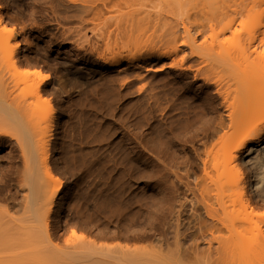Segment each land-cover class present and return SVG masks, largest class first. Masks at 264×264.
<instances>
[{
    "label": "rangeland",
    "instance_id": "374dc122",
    "mask_svg": "<svg viewBox=\"0 0 264 264\" xmlns=\"http://www.w3.org/2000/svg\"><path fill=\"white\" fill-rule=\"evenodd\" d=\"M187 1L0 0V17L6 26L3 30L0 27V64L4 67L6 65L4 62L5 57L3 58L5 56L3 54L5 44H8V50L9 46L11 49L14 47L12 49L14 54L12 55L13 61H15L14 64H16V67L14 66L15 72L8 68L9 73L6 76L10 77V80L6 81H12L13 83H8L7 86L10 84L14 88L17 83L18 86L16 87L19 89L15 88L17 91L14 89L15 94L20 92L19 95L22 93L21 96H25L24 99L19 96L20 99H17V102H20V104H26L29 101L33 103V106L30 103L31 106L27 105L34 108V118L29 119L32 117L29 110H26L30 115L28 118H25L26 115L23 116V108L21 114L19 113L23 127L34 126L38 129H36L37 131L44 132V135L50 130L49 135H45H48L46 138L49 137V140H46V143H48L46 148L48 149H45L47 152L49 151L47 153L48 163H50L48 167H50L51 176H54L52 180L55 179L60 183L58 185L60 191L53 198L52 208L50 207V216H52L50 217V221L52 220L50 222L51 231H49L51 233L50 239H47L43 233L41 222L33 221L35 218L32 220L34 223H31V217L28 221L25 216L19 218L23 213L19 216L14 213L18 216L16 217L18 219L13 216L14 219L17 221L20 219V223L15 222L11 217L13 209L11 213L6 212L13 223L4 218L5 223L2 220L4 215L1 214V220L5 224L0 223V264H82L80 260L79 263L76 260L80 254H83L81 252L76 258L63 255V260L60 258L59 261L61 262H58V259L55 258V250L49 249L47 252L35 250L38 243L41 242L42 244L43 237L46 239L43 242H49L51 246L53 243V246L60 245L65 248L61 247L64 252L71 245L75 247L76 244L79 245L80 243L83 246L82 243L88 244L89 242L94 243V246L96 244L95 248L90 243L88 244L94 250L99 248L98 250L111 253L112 257L118 255L119 252L117 251L119 249L126 248L130 252L126 254L130 256L132 252L137 255L140 254L138 256L142 257L146 264H149L148 260L156 264H234L237 262L238 258L236 257H238V254L235 248L238 249L239 242L225 240L215 242L212 240L209 232L206 228L201 227L202 224L199 222L201 217L205 218L202 210L199 212L201 216L198 213L194 214L191 195L184 186L177 184L176 176H181L183 179L188 177L191 182L195 181L193 172L198 165L201 166L195 155L202 150L206 151V144H208L207 148L209 149L214 138L210 139L211 130L209 131V129L216 126V123L213 125L215 121L209 119L208 114H206L207 117H203L204 119H195L192 114L198 111L202 101H210L211 98L213 99H211L212 105L216 110L213 116L222 115V112L225 113L218 96L215 95V86L211 84L214 80L206 82V80L203 81V78L195 74L201 58L207 56H203L201 53L205 51V54L210 52L214 54L220 48L214 49V52L206 51L202 47H205L210 39L207 38L208 41L202 46L204 36L202 35V37L195 30H191L190 33H193V37L197 39L195 43L188 44L191 38L188 40V37L185 36L181 24L186 15L185 11L190 9L188 6L191 2L187 3ZM85 5L98 8L100 14L94 17L89 14L82 16L83 19L80 18V9ZM191 11L193 12V10ZM191 11H188L189 14ZM122 15L128 16L127 19L124 18L125 20L122 18L124 22L133 21L135 18L128 19L130 18L129 15H132V18L134 16L143 18L140 20L144 22L147 17L146 22H153L152 25H156V28L157 26L161 27L163 31L174 28L177 30L174 35L175 39H173V35L162 37L159 34L160 39L156 37L160 33L159 31L156 34L154 32L152 35L148 31L150 34L146 32L147 34L140 35L142 36L140 38H138L139 36L135 37L138 39L128 45L126 44L128 38H122L124 41L127 40L126 45L123 44L121 39L116 41L118 45L115 46L116 43L113 42L115 39L110 38L114 44L113 47L109 44L111 48H107V37H105L107 34L105 33H108L107 31L113 33L115 23H119L116 19L117 17L121 19ZM114 16L116 22L111 20ZM190 21H193L191 17ZM222 36L224 34L219 36L217 41L221 42ZM225 36H229V33H225ZM170 38L174 41L171 40L170 42ZM186 41L189 42L185 44ZM219 42H216L218 46H220ZM200 44L202 47H200ZM207 47L210 46L207 45ZM198 54L201 58L197 57ZM101 57L106 61L115 57H123V59L129 60L125 63L130 65L126 66L127 64L123 63L122 68L120 66L121 69L119 67L110 69ZM130 62H132V65ZM194 63L195 65L198 64L197 67L195 66L196 69ZM217 63L216 65L219 67L214 70L216 77H221V79L227 81V75L233 73V70L231 71L228 67V64L232 63L221 62L220 60ZM225 63L227 69L224 67L226 66ZM134 64H137L139 68ZM123 66L128 67L125 71H129L124 73ZM232 66L231 68H233ZM8 67L10 66L8 65ZM147 68L150 69L146 71ZM3 69L0 68V71L3 72ZM4 70L3 73L5 74L7 69ZM32 70L38 71L40 75L30 73ZM227 70L231 72H227ZM122 73L126 75V78ZM116 74H120V76H116ZM2 75L0 74V81L1 79L5 80ZM44 75L46 78L41 77ZM251 76H249L250 78L245 77L248 80L255 81L257 79V77ZM216 77L214 79H218ZM123 78L125 80H123L124 84L122 82ZM205 82L209 86L206 87ZM221 82L224 83L223 80ZM1 84L0 82V87ZM36 85L40 86L39 98L32 95V90ZM8 88L11 89V87ZM125 88H129L130 91ZM138 88L139 91L136 93ZM150 95L152 97L151 102ZM213 95L217 97H211ZM128 97L130 99H127ZM145 103H151L150 107ZM154 103H158V106ZM203 103L205 105L206 102ZM189 108H191V111ZM0 114L2 113L0 112ZM188 114L191 115L189 123L186 122ZM183 116H185V119ZM23 117L29 121L27 122ZM0 118L4 119L3 121L7 120L5 124L11 123L4 114ZM37 118L39 124H35ZM1 125L0 182L3 185L0 184V189H6L9 192L0 190L1 193L4 192L0 193V201L5 205L6 199L4 198H6V195L10 197L12 193L14 194L18 190L13 181H19V177L23 176L25 171L21 166L23 161L20 162L22 155L18 156V153L20 155L21 152V150L19 152L20 146H17L20 144V140L17 141L19 144L16 140L13 142V139L17 137L12 134L14 137H10V142L9 137L2 134V131H7L9 128ZM11 127L13 126H10V132ZM45 130L47 131L45 132ZM12 132L14 133V130ZM38 134L35 136H43ZM230 134L232 135L227 134L228 138L225 137L227 140L225 142L233 140L234 134L231 132ZM3 136L6 137L3 138ZM44 137L39 138L44 141L46 139ZM70 141L74 142L73 145ZM133 142L134 144H132ZM14 143L16 146H14ZM87 146L89 149H86ZM16 155L17 157H15ZM139 155L140 158H137ZM58 158L62 159L59 160ZM76 163L77 165H75ZM8 166L9 168H7ZM72 166L75 168L72 169ZM18 168H21V172ZM90 168L91 170L88 171ZM14 170H16V174L20 172L19 176L15 174ZM78 183L81 184L80 187ZM12 185H14V190ZM175 186H180L179 190ZM7 193H10V196ZM20 193L19 196L22 194ZM80 196L83 197L81 198L82 201ZM67 203L73 204L68 205ZM2 206H0V213L4 210ZM17 206L15 207L17 208ZM19 211L16 213H19ZM255 211L263 212L264 207H257ZM8 216L5 215L4 217ZM22 219L23 223L21 224ZM12 224L16 226L13 227ZM40 230L44 234L41 233L43 237L39 233ZM213 235L219 236V238L229 236L225 229L214 232ZM89 248L82 247L79 251L83 249L86 251ZM68 250L72 251L70 248ZM76 251L78 253V250L72 252ZM95 254L94 257H99ZM82 256L84 257V255ZM132 257H135V255ZM85 261L87 262V260Z\"/></svg>",
    "mask_w": 264,
    "mask_h": 264
},
{
    "label": "bare ground",
    "instance_id": "6f19581e",
    "mask_svg": "<svg viewBox=\"0 0 264 264\" xmlns=\"http://www.w3.org/2000/svg\"><path fill=\"white\" fill-rule=\"evenodd\" d=\"M188 2H191V4H189V6H188L190 9H188V7H187L188 11L193 10V12L191 11L192 13L190 12V14H189L188 11H185L186 15H185V18L182 20L181 24L183 25V33L185 34L186 37H188V40H190V38H191L192 41L191 40H190V42L188 41L189 43L186 41L185 44L186 43H188V44L195 43L197 38L193 37L194 36L193 33H190L191 30H195V32L197 31L199 33V35L201 34V36L202 35L204 36V37L202 36L204 38L203 39L204 43H201L202 46H204L206 41H208V39H210V42L205 44V47H202L201 44H200V47L206 49V51H208V52L209 51L214 52L216 50V48H218V47L220 48V49H218L219 51L218 50L215 51L214 54H212L211 52L209 54H205L204 53L205 51H204L201 54H203V56L204 55H207V56H205V58L203 57V59L201 58L200 54H198L199 56H197V57H200L201 61L199 62L200 65L198 66V69L196 70L195 74L197 76H200L201 78H203L202 79L203 81L206 80V82H212L210 80H214L213 83H211V84H213L215 86L214 89H215V92L217 93V94L215 93V95L218 96V100H220L219 102L222 104V106L220 105V103H219V105L222 107V109L225 113L222 112V115L213 116L215 111H216L214 109V106L212 105L213 99L212 98H211L212 100L209 99L210 101H202V99H201V101H202L201 107L199 108V106H198V108H199L198 111L196 108L197 112L193 113L192 116L195 119H201V118L204 119L203 117H205L206 114H208L209 115L208 118L211 119L212 121H215V122H213V125L216 123L215 124L216 126L213 127V125H212L213 129H209V131L211 130L210 139H212L213 137L214 138L212 139V142L210 141L211 142L210 144H212V145L209 147V149L207 148L208 144H206V148H205L206 151H203V150L201 151L203 156H201L202 155L201 152L200 153L195 152L196 153V155H195L196 159H198V161L201 164V166L198 165V167L196 168V170L194 172L191 169L193 172V175H194L193 177L195 178V181L191 182L188 179V177L183 179V177H181V176H176V178L178 180L177 184H179L180 186L181 185L184 186L186 191H188L189 194L191 195V199H192L193 204H194V208H193L194 214L198 213L199 216H201V214L199 212H200V210H202L205 218L203 217L204 218L203 219L201 217V219L199 218L200 220L199 219L198 220L202 224L201 227L206 228V230L209 232V235H210L212 240H214L215 242L216 241L223 242V240L229 241V242H239L238 249L236 250V248H235V251L238 254V257H236V258H238V259L237 260L233 259L234 261L235 260L237 261V262H235L236 264L237 263L238 264H264V215H262V213H264V211L260 212V213L255 211V208H257V207H261V208L264 207V0H192V1H187V3ZM81 6H79V7H81ZM99 12H100V10L98 8H96L92 5H88V6L85 5L80 9V14H81L80 18H82V16H84V15H89V14L94 17V16L100 14ZM77 14H78V12H77ZM75 16L78 17L76 14H75ZM127 17L128 16H126V15L125 16L122 15L121 19L122 18L127 19ZM129 17L130 18H128V19H134V18L135 19L133 21H127V22H124L125 19L124 20L122 19L123 20L122 21L119 17H117V19H116L115 16H114V18L111 19L113 21L116 19L119 23H117L115 20V22L117 24L115 23V29H113L114 30L113 33H112V31H107L108 33H105V34H107L105 36V37H107L106 38L107 39V41H106L107 45L105 44L107 48H109L110 45H112L111 47H113L114 43L111 42V39H113V40L115 39L113 42L116 43L117 40L120 41L122 38L123 39L128 38V41L126 39H125V41L123 39L121 40V41H123V44H125V42L127 41L126 44L128 45V44L134 43L138 38L144 36L145 34H147V33L150 34L148 31L151 32V35L154 34V32L156 34L159 31L160 33H158V35H156V37H158L160 39H161L160 35L162 37L173 35V39H175L174 35L177 33V30H175L174 28H173L174 30L169 29V31H163L161 27L157 26V28H156V25H154V24H153L154 25L153 26L152 25L153 22H151V21H150V23H149V21L146 22V20L148 19L147 17L144 19L145 22L140 20L143 18H136L135 16L132 18V15H129ZM190 17L193 19L192 22L190 21ZM112 25H113V22H112ZM0 27L2 28V30L6 27L5 24L2 22L1 17H0ZM158 27H159V29H158ZM243 32L246 34H244ZM225 33H229V36H225ZM223 34H224V36H222V39H220V41L222 42L221 43L217 40H219L218 37L223 35ZM140 35H142V36H140ZM135 37H138V38L136 39ZM223 37H225V38H223ZM173 39L170 38V42ZM216 42H219L220 46H218L216 44ZM7 45L8 44L4 45V49H3L4 53L3 54L5 56H3V58L5 57V60H4L5 64L7 65V63H8V65L10 67H8V65H7V68H6V65L4 67V65L2 66L0 64L1 69H3V68L7 69V72L5 74L3 73V72H5L4 69H3V72H2V70L0 71V74L2 75V73H3L2 76L5 78L4 81H3V79H1V81H0L2 83L1 87H0V112L2 114H4L11 121V123H8L9 126H7L8 124H5V122L7 120L3 121L4 119L0 118V124H2V125L5 124L6 126L4 125V127L9 128L7 131H2V129H1L2 134L9 137L8 138L9 141L11 140L10 137L11 138L14 137V135H12V134H15V136L17 137L16 139L15 138L13 139V142H15L14 140H16V142L20 140L19 141L20 144L17 142L19 144L17 146H20L19 147L20 149L19 148L18 149H19V152H20V150H21V152H20V155L18 152L17 153H18L19 157L21 155L23 156V158H22V156L20 157V162L23 161L21 166H22V169L23 168L25 169V170L23 169V171H25V173L22 171V173H24V174H23V176H20L22 178L24 177L23 179L20 177H19V181L14 179L16 182L13 181V183L16 184L15 187H17L16 189H18V190L16 191V189H15L16 192L14 194L12 193V196H10V193H7V194H9L10 197H7V195H6V198H4L3 195H1V196H3L4 199H6L5 200L6 202L4 205L0 201V206L3 205L2 207L4 209L2 211V213H0V221L4 220V222H5L4 218H6V220L8 219V221L13 223V221L10 220V217L8 216V214L6 212L11 213V211L14 209L12 211L13 214H11L12 216L10 215L11 217L14 216L16 218L21 213H23V214H26L27 216L22 214V216L19 217L20 219L25 216V218L27 217L26 220L27 219H28V221L31 220V223H34L36 221H40L41 222L40 225L42 226L43 233L46 235L47 239H50L51 233L49 231H51L50 230V227H51L50 222L52 221V220L50 221V217H52V216H50L51 215L50 209L52 208L51 205H52L53 198L58 193V191H60L59 187H58V185L60 183L58 181H55V179L52 180V178L54 176L53 177L51 176V173H50L51 171H49L50 167H48L50 163H48L49 160L47 159V153L49 151L47 152L45 150V149H48V148H46L47 147L46 145H48V143H46V140L49 137L48 138H46V137L49 135L50 130L48 131V133H45V135L48 134L47 136H45L43 134L44 132L37 131L38 129L35 128L34 126L28 127V128L23 127L19 113L21 114V111L24 109L22 111L23 116L25 117V115H26L25 118H28L31 115L32 117L29 118L31 120L32 118H34V115H35L34 111L35 110L33 107H30L31 106L30 104H32V106H33V103H31L29 100L28 101L30 104L27 102H26V104L25 103L20 104V102H17V99H20L21 97L24 99L25 96H21V95H23L22 93H21V95H19L18 93H20V92H18V93L16 92V94H18V95L15 94V92H14L16 90L15 88L19 89L18 87H16V86H18L17 83L15 84L16 86L13 84L15 87L13 86L14 88H12V85H10V84H12L13 82L12 81L11 82L6 81V80H10V77L8 78V76H6V74L9 73L8 68H10V70L13 72L15 70V67H16L15 66L16 64H14L15 61H13V55H12V54H14V52L12 50V49H14V47H12V49H11L9 46V50H8ZM115 45H118V42L116 44H114V46ZM207 45L210 47H207ZM221 46H223V47H221ZM5 48H6V50H5ZM95 50H96V47H95ZM6 51H7V53L5 54ZM101 58L103 61H105L108 64V67L110 69L116 68V67L120 68V66L123 63L129 62L128 59H126V58L123 59V57H115V58H111L107 61L105 59H103V57H101ZM218 60H220L221 62L224 61V62H231L232 63V64L229 63L228 67H230L229 69H231V71L233 70V73H230L229 75H227L228 77L225 75V77L228 78L227 81H225L224 79H221V77L218 78L215 75L214 70L217 69V67H219L216 65V64H218L217 63ZM130 63L132 65V62H130ZM125 64H127L126 66L130 65L128 63H125ZM134 65H136V67L139 68V66L137 64H134ZM197 65H195V63H194V68H195V66L197 67ZM225 65H226V63H225ZM231 65H233L232 67L234 69L231 68ZM140 66H142V65H140ZM180 66H182V65H180ZM133 67H135V66H133ZM224 67L227 69V65ZM121 68H122V66H121ZM123 69H124V73L129 71V70L125 71L128 69V67H124ZM123 69H122V72H123ZM131 69H132V66H131ZM131 69H130V71H131ZM149 69L150 68H147L146 71H148ZM190 69H191V67H190ZM193 71L195 72V70H193ZM219 71H221V70H219ZM223 71H225V70H223ZM223 71H222V73H223ZM228 71H230V70H227V72ZM120 72H121V70H120ZM26 73L28 74L29 72L27 71ZM30 73L40 75L39 72L36 70L30 71ZM124 73H122V74H123L124 78H126V75H124ZM120 74L119 75L116 74V76H120ZM192 74L195 75L194 73H192ZM252 74L254 76H251ZM260 74H262V75H260ZM10 75H11V73H10ZM245 76L257 77V79H255V81L252 79L248 80V78H246ZM41 77L46 78L45 75L41 76ZM215 77L218 79H214ZM124 78L122 79L123 84L125 81ZM220 79L223 80L224 83H222ZM206 82L204 84L207 87L208 83L206 85ZM8 83H10L9 86H7ZM8 87H11V89H9ZM39 88H40V86L36 85L32 90V95H34L38 98H39V93H40ZM119 88H121V87L119 86ZM125 89H127V88H125ZM140 89H141V86H140ZM127 90H125V91H127ZM121 91H123V89H121ZM129 91H130V89H129ZM136 91H137L136 93H138L139 88H138V90L136 89ZM147 92H149V91H147ZM19 96H20V98H19ZM29 96H31V95H29ZM217 96L213 95L211 97H217ZM164 97H166V96H164ZM149 98H150V102H151V100H152L151 95ZM120 99H122V98H120ZM127 99H130V97H128ZM154 99L156 101V96ZM157 101H158V99H157ZM159 101H160V99H159ZM117 102H118V100H117ZM203 102H206L205 105ZM27 104H29L30 106ZM145 104H148V103H145ZM150 104H148L149 107H150ZM156 104L155 105L158 106V103H156ZM27 106L30 107L31 109L28 108ZM167 106H168V104H167ZM191 108H193V107H191ZM191 108H189L190 111H191ZM146 109H148V108L146 107ZM151 109H152V107H151ZM26 110L30 111V115H29V112ZM185 110H187V109H185ZM2 114H0V117L2 116ZM223 114L226 118L223 116ZM183 117L185 119V116H183ZM226 119H227V122H226ZM25 120H27V119H25ZM38 120L39 119L37 118L35 124H39V122H37ZM28 121L29 120H27V122ZM190 121H191V115L189 116V114H188V116L186 118V122L189 123ZM192 121H194V120H192ZM144 123H145V121H144ZM193 123H192V125H193ZM11 125L14 128L11 127V132H10V126ZM1 128H3V127H1ZM226 128H227V131H226ZM15 129H18V130L16 131ZM206 129H208V128H206ZM12 130H14V133L12 132ZM47 130H45V132ZM6 132L7 133L9 132L8 133L9 136ZM38 132H41L39 134H42L43 136L40 135V136L36 137L35 135L38 134ZM220 132L221 133L223 132L224 134L222 133V135H221ZM230 132L234 134L233 140L229 141V142H225V141H227L225 138V137H227V134L232 135V134H230ZM201 133H203V132H201ZM10 135H12V136H10ZM5 137L3 136V138H5ZM35 137H36V139H35ZM39 137H42V138L44 137V139L45 138L46 139L43 141V139L39 138ZM215 137H217V138L215 139ZM7 142H8V140H7ZM70 142H72V145H73L74 142L73 141H70ZM70 142H69V144H70ZM87 142H85V143H87ZM205 142L208 143L207 141H205ZM140 143H142V142L140 141ZM9 144H11V143H9ZM132 144H134V142ZM136 144H138V143H136ZM64 145H66V144L64 143ZM14 146H16L15 143H14ZM68 146L70 147V145H68ZM91 146H93V145H91ZM95 146H96V144H95ZM138 146L143 147L141 145H138ZM54 147H56V146H54ZM114 147H116V146H114ZM85 148H83V149H85ZM72 149H73V147H72ZM86 149H89V147ZM139 149H141V148H139ZM195 150H197V149H195ZM58 151H61V150H58ZM74 151H75V149H74ZM138 152H141V151H138ZM144 153H143V155H145ZM72 155H73V153H72ZM69 156H70V154H69ZM15 157H17V155ZM58 157H59V155H58ZM92 157H93V155H92ZM147 157H149V156H147ZM137 158H140V155ZM142 158H145V157H142ZM21 159H23V160H21ZM49 159H50V157H49ZM60 159H62V158H60ZM73 159H75V158H73ZM67 160H68V158H67ZM63 161H65V160L63 159ZM61 162H62V160H61ZM71 165H73V164H71ZM75 165H77V163ZM7 168H9V166ZM74 168L75 167L72 166V169H74ZM10 169H13V168H10ZM169 169H171V168L169 167ZM18 170L20 171L21 168L20 169L18 168ZM81 170H82V168H81ZM83 170H84V167H83ZM89 170H91V168L88 169V171ZM15 171L16 170H14V172ZM76 171H77V169H76ZM88 171H86V172H88ZM173 171H174V169H173ZM20 172H17V173L20 174ZM2 173H3V171H2ZM15 174H16V172H15ZM19 174H16V175L19 176ZM87 175H90V174H87ZM11 176H10V178H11ZM18 176H15V177H18ZM82 176H83V174H82ZM1 180H3V179H1ZM79 180H80V177H79ZM56 182H58V183H56ZM11 183H12V181L10 182V184ZM84 183H85V181H84ZM84 183H83V185H84ZM0 184H2V182H0ZM10 184H9V186H10ZM80 185L81 184H79V187H80ZM13 186L14 185H12V187ZM180 186H177V187L175 186V187H176V189L179 190ZM0 190L2 191L3 189L1 188ZM5 190H3V191H5ZM13 190H14V187H13ZM1 191H0V193H1ZM7 191L8 190H6V192ZM177 192H175V193L177 194ZM2 193H4V192H2ZM19 193L21 194L20 196H19ZM68 193H67V195H68ZM74 195L76 196L75 193H74ZM177 195H179V194H177ZM68 197H70V196H68ZM81 198H83V197L80 196V199ZM65 199H66V197H65ZM66 201H68V200H66ZM81 201H82V199H81ZM67 204L69 205V204H73V203H67ZM15 206H17V208ZM77 207H78V205H77ZM17 211H19V213H16ZM0 212H1V209H0ZM14 213L18 214V216L14 215ZM1 214H2V216L7 215L8 217H4V216L2 217ZM1 217H2V220H1ZM14 217L12 219L15 220V222H16L17 221L16 219H18V218L14 219ZM29 217H31L32 219H30ZM25 218H23V219H25ZM20 219L17 222L20 223ZM23 219L21 220V224L23 223L22 222ZM4 222L2 221L0 223H4ZM24 222H25V220H24ZM199 222H198V224H200ZM12 225H13V227L16 226V225L14 226V224H12ZM8 227H9V225H8ZM17 227H18V225H17ZM27 228H28V226H27ZM33 228L35 229L36 227H33ZM224 229L229 234V236L227 238H224V237L219 238V236L216 237L215 235H213L214 232H217V231L219 232V231H222ZM36 230H38V229H36ZM39 233L41 234L42 231ZM43 235H42V237H43ZM43 239H45V238L44 237L42 238V244H41V242L38 243V247L36 246L35 250H39L42 252H45V251L47 252V250H49V249L55 250V255H56L55 258H56V260L58 259L57 260L58 262H61L59 260H61V259L63 260L64 256L69 257V258H71V257L76 258L81 252V253H83L82 255H84V257L80 254L78 256L79 259H77L78 258L77 257L76 260H78V263L80 260V263L82 262V264H85V263L86 264H146L144 262V260L142 259V257L140 258V256H138L140 254L137 255V254H134L133 252H132L131 256L129 254H126V253H130L129 250L126 248L119 249L121 252L118 250L117 251V252H119V253H117L118 255L117 256L113 255L114 257H112L111 253H108V252L106 253V252H103L102 250H98L99 248H96L97 250L95 249L97 251V253H96V251L93 249V248H95L96 244L94 246V243L91 244V242H89L93 246V248L91 246H88L89 243L88 244L82 243L83 246L79 243V245L76 244L75 247H73V245H71V247H69L70 250L72 249V251L78 250V253H77V251L76 252L69 251L68 250L69 248L68 249L66 248V250L69 252L65 251L66 252L65 253L62 250V248H63L62 246H60V245H59L60 247L57 245L53 246L54 243L51 246V244L49 242H43V241H46V239L45 240H43ZM50 242H52V241L50 240ZM84 245H86L90 248L88 250L84 251L85 249L88 248ZM76 246H77V249H76ZM82 247L85 249L79 251V249H81ZM63 249H65V248H63ZM124 249H125V251H124ZM99 251L101 252V254H99L100 253ZM61 253H62V257H61ZM70 253H72V254H70ZM94 254H95V256L99 255V257H94ZM134 255H135V257H132ZM21 259H23V258H21ZM85 260H87V262ZM148 261H149V264L153 263V261H150V260H148ZM231 262H232V260H231Z\"/></svg>",
    "mask_w": 264,
    "mask_h": 264
},
{
    "label": "snow or ice",
    "instance_id": "6c2138e0",
    "mask_svg": "<svg viewBox=\"0 0 264 264\" xmlns=\"http://www.w3.org/2000/svg\"><path fill=\"white\" fill-rule=\"evenodd\" d=\"M262 215H264V213H262Z\"/></svg>",
    "mask_w": 264,
    "mask_h": 264
}]
</instances>
